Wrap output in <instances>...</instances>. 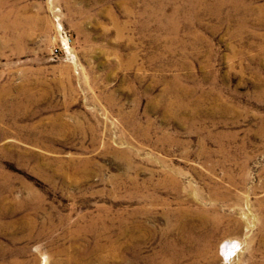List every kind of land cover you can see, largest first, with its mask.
Masks as SVG:
<instances>
[{
    "label": "rangeland",
    "instance_id": "rangeland-1",
    "mask_svg": "<svg viewBox=\"0 0 264 264\" xmlns=\"http://www.w3.org/2000/svg\"><path fill=\"white\" fill-rule=\"evenodd\" d=\"M263 48L264 0H0V264H264Z\"/></svg>",
    "mask_w": 264,
    "mask_h": 264
},
{
    "label": "bare ground",
    "instance_id": "bare-ground-1",
    "mask_svg": "<svg viewBox=\"0 0 264 264\" xmlns=\"http://www.w3.org/2000/svg\"><path fill=\"white\" fill-rule=\"evenodd\" d=\"M259 12V11H258ZM255 15V20H260L261 19V15L260 14H254ZM247 20L246 19H241V23L239 24L240 25V34L242 35L243 33L245 34V32H247L246 31V29H247ZM238 34V33H237ZM248 37V36H247ZM243 40V39H242ZM245 42H246V40H245ZM249 42V41H248ZM248 44V43H247ZM249 45V44H248ZM262 51H263V55H264V48L262 49ZM261 54V53H260ZM171 181V180H170ZM173 183V182H172ZM238 244V243H237ZM237 244L236 243H231V242H227V243H225L224 245H223V250H224V252H231V251H233L234 252V250L237 248ZM226 254V253H225ZM229 255V254H228Z\"/></svg>",
    "mask_w": 264,
    "mask_h": 264
},
{
    "label": "built area",
    "instance_id": "built-area-1",
    "mask_svg": "<svg viewBox=\"0 0 264 264\" xmlns=\"http://www.w3.org/2000/svg\"><path fill=\"white\" fill-rule=\"evenodd\" d=\"M69 41L70 40H69V38L67 36H64L63 37V43H62L63 46L62 47H63L64 50H67L68 49ZM59 51H60V49H54V52L53 53L55 55H57V54H59Z\"/></svg>",
    "mask_w": 264,
    "mask_h": 264
}]
</instances>
